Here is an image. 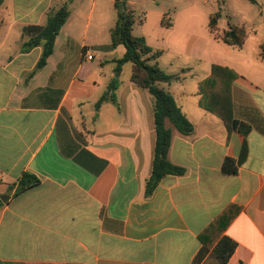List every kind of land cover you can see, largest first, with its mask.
Wrapping results in <instances>:
<instances>
[{
  "label": "crops",
  "instance_id": "crops-1",
  "mask_svg": "<svg viewBox=\"0 0 264 264\" xmlns=\"http://www.w3.org/2000/svg\"><path fill=\"white\" fill-rule=\"evenodd\" d=\"M67 1L3 0L0 7V264H222L214 249L224 237L237 243L227 264H264V12L262 26L239 25L247 29L240 48L215 39L211 16L201 21L191 9L176 12L172 27L160 13L157 31L142 35L162 52L160 68L180 77L161 87L194 125L189 136L168 125L169 161L185 173L166 177L147 197L154 100L123 79V68L117 74L126 51L89 47L76 36L71 10L45 68L33 74L42 47L22 50L23 28L44 26ZM108 27L102 17L99 31L111 34ZM214 65L239 75L231 94L235 118L251 127L246 136L200 106L199 85ZM112 83L117 103L97 112ZM226 159L237 174L223 172ZM24 173L41 183L18 194ZM238 209L224 230L222 223L211 228Z\"/></svg>",
  "mask_w": 264,
  "mask_h": 264
},
{
  "label": "trees",
  "instance_id": "trees-1",
  "mask_svg": "<svg viewBox=\"0 0 264 264\" xmlns=\"http://www.w3.org/2000/svg\"><path fill=\"white\" fill-rule=\"evenodd\" d=\"M254 5H258L257 0H248ZM222 2V0H218ZM3 0H0V7ZM114 8L117 12V21L111 31L112 47L117 48L124 46L126 52L124 56L116 61V72L120 74L122 68L127 63L132 65L131 81L137 86L148 91L154 100V119L156 127V148L153 162L152 175L146 184V196L153 194L158 185L168 176H181L185 170L173 165L168 158L172 144L173 129L168 125L171 124L179 133L189 136L194 132V125L189 121L187 116L178 106L174 97L161 87L163 83H172L180 80L177 75H169L160 68L157 60L161 57V51H155L151 48L144 37H138L133 33L135 26V17L133 12L129 11L126 0H114ZM221 7L210 18V29L215 39L225 44L242 47L247 39V32L243 27L231 26L229 30L222 34L218 31V22L221 18ZM71 11L65 4L60 8L53 9L47 18L44 26L29 25L23 28V37L27 40L23 44V52L28 53L37 47H42V56L37 64L36 72L45 68L49 59L54 53L55 43L61 30L68 22ZM165 27H171L172 22L165 15L162 19ZM264 56V45L261 47ZM239 75L227 68L214 65L211 75L202 81L199 85L201 95L200 106L220 118L228 128L229 132L238 131L243 135L251 132V127L243 122L238 121L234 116L233 100L231 88L233 82ZM118 85L112 83L107 92L100 98L96 104L97 112L105 102L117 103L116 91ZM222 170L225 174L235 175L238 173V165L232 159H226L223 163ZM40 179L31 174L24 173L17 189V193L39 185ZM239 209L235 214L225 219L228 215L224 212L211 228L222 223L224 230L237 216ZM237 248V243L229 237H224L215 247L214 253L222 264H227ZM208 250L203 249L197 256V262L201 261Z\"/></svg>",
  "mask_w": 264,
  "mask_h": 264
},
{
  "label": "rangeland",
  "instance_id": "rangeland-1",
  "mask_svg": "<svg viewBox=\"0 0 264 264\" xmlns=\"http://www.w3.org/2000/svg\"><path fill=\"white\" fill-rule=\"evenodd\" d=\"M259 1L262 2L260 5H254L248 0H222L221 3L218 0H126V4L135 17L134 35L143 37L142 35H145V31H149V33L157 31L158 25L156 22L160 13H163V17L166 15L173 22L176 12L186 9L196 11L198 19L203 21L206 16H212L221 7L218 31L227 29L229 22L238 27L243 23L246 24L247 28L250 27L251 23H255L256 26H262L259 20L262 21L263 19L260 14L264 12V0ZM66 4L72 13H75L73 19L78 25L76 36L80 40L85 36L89 47L92 46L89 42H99V44L112 47L110 29H106L104 32L98 29L102 17L104 21L108 20L110 26L108 28L115 25L117 12L111 0H68ZM92 8L93 11H91ZM147 17L149 20L145 26V18ZM87 24H89L88 30ZM245 30L247 29L245 28ZM113 49L126 51L124 46ZM91 51L95 50L91 48ZM164 57L170 59L173 55L168 53ZM103 58V53H100L94 64L98 65ZM123 72L124 80L131 77L132 67L130 63L123 67Z\"/></svg>",
  "mask_w": 264,
  "mask_h": 264
},
{
  "label": "built area",
  "instance_id": "built-area-1",
  "mask_svg": "<svg viewBox=\"0 0 264 264\" xmlns=\"http://www.w3.org/2000/svg\"><path fill=\"white\" fill-rule=\"evenodd\" d=\"M85 56L87 57V59H88L89 61L93 60V56H92V54L85 53Z\"/></svg>",
  "mask_w": 264,
  "mask_h": 264
},
{
  "label": "water",
  "instance_id": "water-1",
  "mask_svg": "<svg viewBox=\"0 0 264 264\" xmlns=\"http://www.w3.org/2000/svg\"><path fill=\"white\" fill-rule=\"evenodd\" d=\"M3 200V199H2Z\"/></svg>",
  "mask_w": 264,
  "mask_h": 264
}]
</instances>
